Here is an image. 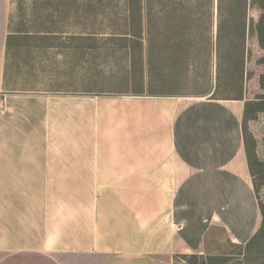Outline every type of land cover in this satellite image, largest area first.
Segmentation results:
<instances>
[{
  "label": "crops",
  "instance_id": "crops-1",
  "mask_svg": "<svg viewBox=\"0 0 264 264\" xmlns=\"http://www.w3.org/2000/svg\"><path fill=\"white\" fill-rule=\"evenodd\" d=\"M9 13L0 0V264H175L257 235L245 98L13 88Z\"/></svg>",
  "mask_w": 264,
  "mask_h": 264
},
{
  "label": "rangeland",
  "instance_id": "rangeland-1",
  "mask_svg": "<svg viewBox=\"0 0 264 264\" xmlns=\"http://www.w3.org/2000/svg\"><path fill=\"white\" fill-rule=\"evenodd\" d=\"M127 2L10 0L9 31L15 37L10 46L9 86L33 91L133 94L126 83L116 80L129 68L130 59L128 51L119 47L123 42L112 39L113 33L127 30ZM141 2L144 20L150 10L153 14L155 5L170 9L168 18L166 11L156 17L159 38L167 32L168 24V34L172 35L176 22H180L182 34L186 32L181 38L186 40L189 58L186 56L185 63L182 53V62L171 61L176 74L166 81L164 90L190 97L247 100L246 144L257 194L264 205V44H260L255 31L264 14V0ZM222 20L224 30L219 40L218 24ZM77 33H97L94 52L86 53L90 55H86V61L73 49L80 42L73 38ZM144 55L147 60V48ZM146 70L147 64V76ZM212 258L209 264H264V224L246 245ZM194 260L190 255L178 258L180 264Z\"/></svg>",
  "mask_w": 264,
  "mask_h": 264
},
{
  "label": "trees",
  "instance_id": "trees-1",
  "mask_svg": "<svg viewBox=\"0 0 264 264\" xmlns=\"http://www.w3.org/2000/svg\"><path fill=\"white\" fill-rule=\"evenodd\" d=\"M220 10L221 7L219 2V18L221 16ZM165 11L168 18L170 15V9H164L163 7L157 8V6L155 5V7H153V14H151L150 10V12L146 14V20H144V10L141 0H128L126 17L124 19L127 20V30L119 32V34H117L116 32L112 34V39L115 40V42L117 41L119 42V44L123 42L122 45H119V47L125 48L128 51L130 66L124 71V74H120V78L116 79L118 83H126V86L128 85L130 88H132L128 91L144 92L145 90H147L148 92L153 93L159 90H163V86H165L166 81L176 74L174 73L175 71L173 70L171 61L177 64L179 62H182V53L183 61L185 60L186 63V60H188L187 57L189 56V54L186 53L187 49L185 48L186 40L184 38H181L182 35L186 34V32L185 34H182L180 22H176L174 24L172 35H174L175 38H172V35L168 34L170 28L169 24L167 25L166 29L167 32L163 35V37L159 38L156 34V17L157 15H160ZM222 22L223 20L221 21V24H218L219 40L221 39L224 30L222 27ZM255 31L257 32L260 44H264V14L261 16L259 23L256 24ZM96 35L97 33L74 34V40L80 41L73 46V49H75V55L78 53L79 57L86 61V55L90 56L86 53L89 50L94 52ZM83 41H89V43H84ZM145 48H147V60L145 59L144 55ZM92 59L94 60V57ZM137 64H139V67L136 66ZM146 64V71L148 72L147 76L145 72ZM131 65H134V67H132ZM135 66L137 70H135ZM146 78H148V80H146ZM258 108H262L260 104ZM260 204L264 214V205L261 201ZM260 231L257 233V235L260 233ZM184 256H187V254H184L183 257ZM190 256L195 258V260L192 261L191 264H209L210 260L214 259L212 258V256H204L198 254H191ZM180 257H182V255L176 257L175 264H180L178 261V258Z\"/></svg>",
  "mask_w": 264,
  "mask_h": 264
}]
</instances>
